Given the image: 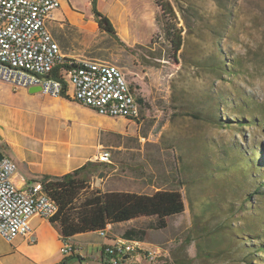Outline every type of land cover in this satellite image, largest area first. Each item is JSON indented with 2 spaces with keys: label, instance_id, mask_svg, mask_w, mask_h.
Here are the masks:
<instances>
[{
  "label": "rangeland",
  "instance_id": "obj_1",
  "mask_svg": "<svg viewBox=\"0 0 264 264\" xmlns=\"http://www.w3.org/2000/svg\"><path fill=\"white\" fill-rule=\"evenodd\" d=\"M90 1L59 0L60 7L64 2L86 17L92 15ZM168 1L182 30L177 62L152 0L137 12L125 7L133 24L143 23L132 27L135 40L125 42L131 49L101 31L87 28L83 42L64 29L74 57L117 66L142 101L133 127L104 117L111 163L99 172L102 177L88 176L90 188L181 193L184 213L146 237L165 251L158 264H264V0ZM113 2L96 0V7L117 25L119 3ZM220 61L226 70L213 68ZM28 106L23 92L0 83V131L32 126ZM8 243L14 241L0 237V252ZM81 246L78 252L92 253ZM3 264L20 262L6 258Z\"/></svg>",
  "mask_w": 264,
  "mask_h": 264
},
{
  "label": "built area",
  "instance_id": "obj_2",
  "mask_svg": "<svg viewBox=\"0 0 264 264\" xmlns=\"http://www.w3.org/2000/svg\"><path fill=\"white\" fill-rule=\"evenodd\" d=\"M60 8L59 0H0V83L14 91L40 87L51 99L68 96L71 101L95 111L99 116L138 121L141 104L121 70L108 62L65 57L54 40L48 22ZM66 66L61 76L54 73ZM0 160V237L12 242L18 237L34 245L37 238L32 220L49 222L58 211L40 183L19 187L14 182L16 163L4 154ZM111 154L101 149L95 161L110 163ZM110 226L102 232L105 237ZM61 255L70 256L75 247L64 241ZM165 251H141L122 244L101 247L93 261L99 264H139L153 262ZM124 259V257H126Z\"/></svg>",
  "mask_w": 264,
  "mask_h": 264
},
{
  "label": "crops",
  "instance_id": "obj_3",
  "mask_svg": "<svg viewBox=\"0 0 264 264\" xmlns=\"http://www.w3.org/2000/svg\"><path fill=\"white\" fill-rule=\"evenodd\" d=\"M113 1V7L119 3L117 4L120 12L117 15L118 24L114 23L109 13L106 16H109L108 18L122 41L133 42L135 37L130 33L132 27L135 29L139 28L140 24L143 23L133 24L130 15L124 11L125 7L131 4L134 9L133 12H137L142 7H149L151 0H143V2L141 0L135 2H131V0ZM139 2L144 5H140ZM62 7L59 8L61 9L59 17L56 16V13L53 14V19L48 22V28L54 40L59 44L62 54L70 58L74 57L72 55L74 51L68 50L66 45L68 43L70 45L73 44V40L66 43V40H70V38L64 29L69 27L71 34L82 35L83 42H87L89 38L85 35L86 29L89 28L91 33L95 34L99 32V28L94 21L93 15L86 17L83 14L69 10L64 2H62ZM111 9L110 7L108 11H111ZM147 16L149 18V14ZM20 92H23L24 98L29 105L28 111L34 116L33 125L29 126L26 131L23 130L22 124L19 130L14 128L12 131L10 129L11 133L9 134H3L0 131V144L3 147V151H6V156L17 165L13 179L17 186L23 187L39 183L37 181L45 175L62 176L70 173L89 161H95L101 149H105L103 138L110 131L108 127L105 128L104 117L99 116L95 111L87 107L74 104V101L64 98L51 99L40 92L29 93V89H22ZM118 119L121 126L128 125L133 127L134 125L131 122L136 125L135 121ZM77 125L85 128L79 130L76 127ZM83 132L87 133V138H85ZM156 191L158 190L156 189L154 192ZM132 193L147 194L139 191ZM31 224L37 238L36 244H29L23 237L14 239V243H8L6 251L0 252V264H3L6 258L18 260L20 264H58L62 261L64 256L61 255L59 250L64 241L58 230L50 222L40 218H34ZM121 228L122 225L118 227L110 226L105 237H101L96 232L85 233L67 241L74 245V254L80 255L91 263L93 257H97L102 246L112 244L114 240L124 239L121 236ZM112 231H115V233ZM94 234L98 236V239L92 237ZM138 242L142 243L144 247L152 245L146 238ZM81 245L91 247V251L94 254L90 253L89 256H86L85 253L78 252L82 247Z\"/></svg>",
  "mask_w": 264,
  "mask_h": 264
},
{
  "label": "trees",
  "instance_id": "obj_4",
  "mask_svg": "<svg viewBox=\"0 0 264 264\" xmlns=\"http://www.w3.org/2000/svg\"><path fill=\"white\" fill-rule=\"evenodd\" d=\"M152 1L161 9L159 22L165 38L170 44L172 59L177 62L183 37L182 30L176 27L175 12L168 0ZM91 6L92 15L99 31L108 34L119 45L131 49L117 35L110 19L97 9L96 0L91 1ZM212 66L214 69L226 70L224 61ZM66 68L65 65L62 66L54 73V77L61 76V72ZM63 96L64 99L70 100L65 94ZM138 102L141 104V99H138ZM110 163L89 161L65 175H45L37 181L58 208L57 214L49 222L58 230L63 241L79 234L99 233L104 231L107 226L118 227L119 225L123 227L121 228L122 238L130 241H142L147 237L149 231L166 229L169 219L184 213L185 205L181 193L175 190H158L152 194H137L102 192L100 189H91L88 176L93 172L99 173ZM162 258L163 256L153 262L143 261L139 264H158ZM71 261L77 262V264H99L95 261L85 263V259L78 254L65 256L58 264H66Z\"/></svg>",
  "mask_w": 264,
  "mask_h": 264
},
{
  "label": "bare ground",
  "instance_id": "obj_5",
  "mask_svg": "<svg viewBox=\"0 0 264 264\" xmlns=\"http://www.w3.org/2000/svg\"><path fill=\"white\" fill-rule=\"evenodd\" d=\"M112 244H122L124 245V247H128V248H140L141 251H153V250L161 251L159 247H155V246L144 247L140 242L130 241L126 239H118L116 241L114 240Z\"/></svg>",
  "mask_w": 264,
  "mask_h": 264
},
{
  "label": "water",
  "instance_id": "obj_6",
  "mask_svg": "<svg viewBox=\"0 0 264 264\" xmlns=\"http://www.w3.org/2000/svg\"><path fill=\"white\" fill-rule=\"evenodd\" d=\"M40 87H32V88H30L29 89V93H38V92H40ZM2 157H3V155L0 153V160L2 159ZM102 175H103V173L101 172V173H99L98 174V178H100V177H102ZM127 258V256L126 257H124V259H126Z\"/></svg>",
  "mask_w": 264,
  "mask_h": 264
}]
</instances>
